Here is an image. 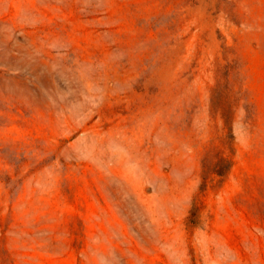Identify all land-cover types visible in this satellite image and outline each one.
Here are the masks:
<instances>
[{
    "label": "rangeland",
    "instance_id": "374dc122",
    "mask_svg": "<svg viewBox=\"0 0 264 264\" xmlns=\"http://www.w3.org/2000/svg\"><path fill=\"white\" fill-rule=\"evenodd\" d=\"M0 264H264V0H0Z\"/></svg>",
    "mask_w": 264,
    "mask_h": 264
}]
</instances>
